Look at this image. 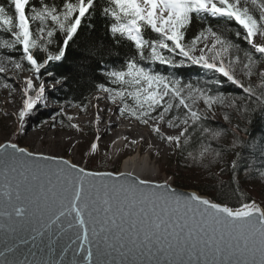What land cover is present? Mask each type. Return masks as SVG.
<instances>
[{"label": "snow or ice", "instance_id": "6c2138e0", "mask_svg": "<svg viewBox=\"0 0 264 264\" xmlns=\"http://www.w3.org/2000/svg\"><path fill=\"white\" fill-rule=\"evenodd\" d=\"M6 3L14 15L8 13L5 3H0V26L11 42L4 40L0 46L19 51L27 70L33 73L22 89L24 99L14 131L25 130L26 117L44 96L43 81L38 88L35 83L42 70H47L52 62L63 61L70 42L75 43L85 31L95 32L99 13L113 46L120 39L132 45L119 69L105 70L104 76L111 86H97L118 106L119 114L149 127L168 151L184 159L186 169L200 171L212 180L230 170L231 184L221 183V187L230 186L233 194L245 174L264 184V136L253 162L249 157L255 153H245L242 137L233 134L230 141L225 139L231 115L222 117L223 125L213 126L218 108L246 116L251 104L244 101L255 99L264 112V44L255 43L258 35L264 36V3L259 5L258 18L243 0ZM209 18L238 25L241 30L234 36L249 45L250 50L209 24ZM49 21L54 26L50 27ZM194 27L196 30L189 37L188 32ZM146 31L154 36H146ZM83 48L77 57L79 62L70 71L91 76L101 67L97 57L102 58L107 49L101 48L99 40L87 41ZM12 62L17 69L22 68L20 62ZM191 67L207 70L213 76L204 81H186L168 71ZM238 67L247 84L237 78ZM5 72L0 63V74ZM254 76L258 78L255 85ZM226 83L233 86L235 94L224 87ZM33 91L35 96L31 95ZM68 119V127L82 131L71 123L72 117ZM95 119L99 123V113ZM162 126L177 131L169 134ZM236 131L239 132L238 124ZM100 139L96 135L89 142L88 151L93 159L100 151ZM195 143H200L197 154L188 150ZM153 147L149 145V149ZM248 147L257 148L254 143ZM163 154L156 150V157ZM176 179L175 173L161 181L141 178L132 172L89 171L63 155L33 152L11 141L0 143V181L7 189L11 207L6 215L27 223L37 235L53 233L67 237L75 251L86 254L83 264H107L99 257L109 249H127L141 255L153 254L155 250L175 257L170 264H193V256L197 257L195 264H264V200H241L237 195L239 206L233 207L201 191H180L174 186ZM222 195L227 197L228 193ZM201 256L203 261L198 259Z\"/></svg>", "mask_w": 264, "mask_h": 264}, {"label": "trees", "instance_id": "16d2710c", "mask_svg": "<svg viewBox=\"0 0 264 264\" xmlns=\"http://www.w3.org/2000/svg\"><path fill=\"white\" fill-rule=\"evenodd\" d=\"M62 0H54V3L59 5ZM103 3L104 0H101ZM0 3H5V6L10 15H14V10L11 9L6 0H0ZM245 6L249 7L250 13L254 16H257L261 11L259 5L264 3V0H256V3L253 4L252 0H243ZM97 19L95 21V32L85 31L83 35L80 36L75 43H71L69 45V49L66 55V58L60 62H52L47 70H42V75L40 78L52 77L53 82L60 83L56 88L55 92L51 93V99L58 105H62L63 107H71L78 106L84 107L88 104L90 98L97 92H99L97 86L100 83H106V86H111L108 84L106 77L104 76V72L106 69L121 67V60H126L127 57L124 56L125 53L130 54V49L132 45L125 39H120L119 43L113 46L111 39L109 38L105 27L104 22L99 18V13L96 14ZM208 23L213 25L215 28L219 29L225 35L229 36L233 39L234 42H239L243 49L250 50L249 45L244 44L243 42L237 41L234 33L236 31H240V27L236 25L232 21H227L223 19H211L209 18ZM49 26H54V24L49 21ZM84 25L82 24V27ZM196 27H199L198 25ZM195 27L191 28L188 32V36L191 37L195 32ZM146 36H154V34L150 32H145ZM4 40H8L11 42L9 34L5 31V29L0 26V45H2ZM99 40L102 49H107L103 57H97L100 60L101 67L96 70V72L91 76H81L77 75L75 71H70V69H74L75 65L79 62L77 57L81 52L84 51L83 45L87 41H96ZM51 50H55V45L52 46ZM235 54V53H234ZM241 59L243 60V52L240 53ZM258 57L259 54L257 53ZM11 57V60L9 59ZM12 61L20 62L22 64V68L19 72H31L28 69V65L25 61H23L21 53L19 51L4 49L0 46V63H2L6 72L15 67V63ZM16 68V67H15ZM160 70L163 72L165 69L161 66ZM169 72H173L179 76H182L186 81H204L213 76V73L208 72L202 68H182L179 70L168 69ZM5 72V73H6ZM48 72H51L52 75H48ZM0 74V80L5 81L3 79L4 74ZM242 69L238 67L237 70V78L244 80L247 84L246 78L242 76ZM258 80V79H257ZM257 82V81H256ZM254 83V85L256 84ZM224 87L226 89L231 88L232 93L235 94L236 90L230 84H225ZM239 98V97H238ZM245 103H250L251 107L248 110L247 115H242L239 113H234L232 109H217L214 117L213 126L219 124L223 125L225 122L222 117L225 114H229L232 116L231 123L227 124L226 128V137L225 139L231 140L233 138V134L242 137L245 148L244 151L247 153L248 151H252L255 153L254 156H250L249 159L255 162V157L259 155L258 147L259 142L262 136H264V112L261 111V105L256 102L255 99L249 101H244ZM131 104L132 101L129 100ZM239 125V132L236 131V125ZM222 143L221 142H213V144ZM254 143L257 148L250 149L248 147L249 144ZM227 148L228 145H225ZM200 149V143H195L190 146L188 150L192 151L194 154H197ZM230 158V157H228ZM179 161L185 165V161L183 158L179 156ZM203 175L204 173L198 172ZM206 175V174H205ZM195 178H191L187 181H177V186L185 189H196L198 191L204 192L206 194L214 195L217 200H224L228 205L236 207L238 205L237 195L241 200L246 199L247 197H251L256 199L257 201L264 200V184L259 181V178L251 175L245 174L242 175L239 181V184L236 188V194H233L231 187H221V183L224 185H230L232 181V173L230 170L222 173L218 179L212 180L207 175L204 176V180L200 182H194ZM223 192H227L228 196L225 197L222 195Z\"/></svg>", "mask_w": 264, "mask_h": 264}, {"label": "rangeland", "instance_id": "374dc122", "mask_svg": "<svg viewBox=\"0 0 264 264\" xmlns=\"http://www.w3.org/2000/svg\"><path fill=\"white\" fill-rule=\"evenodd\" d=\"M257 45L264 44V36L258 35L255 38ZM250 47V46H249ZM20 69L15 67L10 68L5 74L3 79L0 80V143L15 142L21 147H27L30 151L36 152L38 147L42 150L47 148H53V155L61 154L65 158L73 157L74 163H78L81 167L88 170L95 171H120L123 159L120 158L121 148L114 144V140L109 142H103L100 140V151L95 154L93 159L92 154L88 151L89 142L93 140L94 136L98 135L95 131V124L87 123L82 124L78 122L88 117L93 113L94 105L101 106L108 105L111 109H117V105H114L106 98V94L102 91L95 93L89 100L88 104L84 107L71 106L63 107L56 104L51 99V93L55 92L60 83L53 82L52 77L40 78L35 80L37 88L41 81L44 83L45 92L43 98L38 101L37 108L28 116L25 120L24 131H14L18 125V111L22 107V101L24 99L22 89L26 87L25 81L29 76H33L32 72H19ZM244 77V75H242ZM257 77H253V84L257 81ZM247 83L248 80L246 79ZM9 85L5 87V85ZM35 96V91L31 93ZM98 97H105L104 100L98 99ZM202 107V105H201ZM9 115H5V114ZM69 117H72L71 123L78 125L81 130L68 127ZM118 120L120 126L126 125L136 126L141 133L147 136V142L143 144L142 152L152 151V157L158 161L157 165L159 169V180H163L166 176L176 174L177 181H187L191 178H195L194 182H200L204 180L205 174L201 175L196 171L193 172L186 169L179 161L178 155H173L171 151L167 150V146L160 141L156 135L153 137V132H150L149 127L137 122L134 118L128 116H121L118 114ZM162 130L169 134H174L176 129H167L162 126ZM56 132V137H50L47 139L46 145H42V141L38 138L40 134L45 132ZM155 134V133H154ZM126 139V138H125ZM133 144L132 141L126 140L124 143V155H131L137 150H141L140 143ZM157 144L158 146H156ZM149 145H154L149 149ZM160 149L164 154L161 157H156V150ZM106 154V155H105ZM174 186H177L175 184ZM179 187V186H177ZM196 190V189H194ZM198 191V190H196Z\"/></svg>", "mask_w": 264, "mask_h": 264}, {"label": "water", "instance_id": "95a60500", "mask_svg": "<svg viewBox=\"0 0 264 264\" xmlns=\"http://www.w3.org/2000/svg\"><path fill=\"white\" fill-rule=\"evenodd\" d=\"M178 189L180 191H196L181 187ZM6 191L7 189L0 181V264H74V262L83 264L86 254L75 251V246L70 245L67 237L53 233L37 235L27 223L22 224L17 218L6 215L11 212ZM174 258L167 253H157L155 250H153V254L145 252L141 255L129 252L127 249H109L105 255L99 257L107 264H154V261H159V264H165L168 261L170 264ZM183 259L187 261L189 258L185 256ZM196 259L197 257H192L193 264ZM198 259L203 261L204 257L201 256Z\"/></svg>", "mask_w": 264, "mask_h": 264}, {"label": "bare ground", "instance_id": "6f19581e", "mask_svg": "<svg viewBox=\"0 0 264 264\" xmlns=\"http://www.w3.org/2000/svg\"><path fill=\"white\" fill-rule=\"evenodd\" d=\"M104 100V99H101ZM99 113L100 121L97 123L95 116ZM118 110L111 109L108 105H94L93 113L89 114L87 118L79 120L82 124L93 123L95 124V131L101 137L103 142H109L114 140L116 143H122L123 139L130 141L142 140L140 143L141 150L135 151L133 154L126 156L121 165L119 172H132L134 175H138L141 178L152 177L157 179L159 175V167L157 165L158 161L152 157V151L142 152L143 144L147 142V136L140 132V130L131 124L124 127L120 126V121L118 120ZM56 132H45L40 134L38 138L42 141V145H46L47 139L50 137H56ZM153 133V137H154ZM100 139V140H101ZM158 146L157 144H155ZM37 153H43L45 155H53V148H47L42 150L41 147H38L36 150ZM62 154V153H61ZM56 154V155H61ZM68 159L74 162L73 157Z\"/></svg>", "mask_w": 264, "mask_h": 264}]
</instances>
